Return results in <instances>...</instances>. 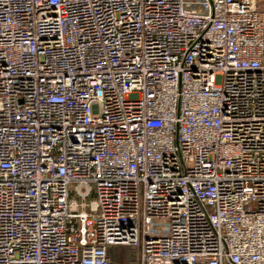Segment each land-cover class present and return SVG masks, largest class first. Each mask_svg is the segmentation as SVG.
Instances as JSON below:
<instances>
[{
  "label": "built area",
  "instance_id": "obj_1",
  "mask_svg": "<svg viewBox=\"0 0 264 264\" xmlns=\"http://www.w3.org/2000/svg\"><path fill=\"white\" fill-rule=\"evenodd\" d=\"M264 264V0H0V264Z\"/></svg>",
  "mask_w": 264,
  "mask_h": 264
},
{
  "label": "trees",
  "instance_id": "obj_2",
  "mask_svg": "<svg viewBox=\"0 0 264 264\" xmlns=\"http://www.w3.org/2000/svg\"><path fill=\"white\" fill-rule=\"evenodd\" d=\"M115 250V249H114ZM114 250L111 254V257L114 261L120 263V264H138L136 260V250L134 248H129V250H135V255L133 256H121L120 253L118 255H114Z\"/></svg>",
  "mask_w": 264,
  "mask_h": 264
},
{
  "label": "rangeland",
  "instance_id": "obj_3",
  "mask_svg": "<svg viewBox=\"0 0 264 264\" xmlns=\"http://www.w3.org/2000/svg\"><path fill=\"white\" fill-rule=\"evenodd\" d=\"M120 253L121 256L125 255V256H133L135 255V250H129V248L127 247H117L114 250V255H118Z\"/></svg>",
  "mask_w": 264,
  "mask_h": 264
}]
</instances>
